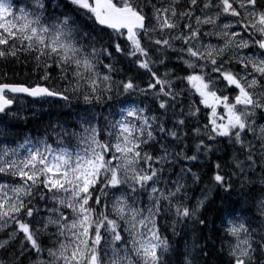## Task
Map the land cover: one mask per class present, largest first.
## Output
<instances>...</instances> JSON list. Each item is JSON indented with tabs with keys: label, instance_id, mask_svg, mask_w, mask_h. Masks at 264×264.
I'll list each match as a JSON object with an SVG mask.
<instances>
[{
	"label": "snow or ice",
	"instance_id": "1",
	"mask_svg": "<svg viewBox=\"0 0 264 264\" xmlns=\"http://www.w3.org/2000/svg\"><path fill=\"white\" fill-rule=\"evenodd\" d=\"M26 97L68 111L0 119V264H264V0H0Z\"/></svg>",
	"mask_w": 264,
	"mask_h": 264
},
{
	"label": "trees",
	"instance_id": "2",
	"mask_svg": "<svg viewBox=\"0 0 264 264\" xmlns=\"http://www.w3.org/2000/svg\"><path fill=\"white\" fill-rule=\"evenodd\" d=\"M30 70V69H29ZM163 71V69H161ZM21 73H23V70H21ZM53 75H56V72L53 71ZM132 98H130L131 100ZM67 109H61L57 106L55 101L53 99H48L46 101H34L27 99L26 103L24 105V110L20 112V119L19 120H10L6 116L0 115V119H3L7 121L11 125V131H19L22 134L25 133H31L33 137H35L38 133L43 134L44 132V124L49 121L50 119H55L57 115H59L61 112H67ZM97 111H100V109H97ZM105 113L107 112V109L104 110ZM64 118V117H62ZM3 125H0V128H2ZM0 142H3V138H0ZM191 154V152H189ZM227 157H224L226 159ZM217 156L213 155L210 159V161H205L204 163H198L195 167H193V170L196 171L197 169H200L206 173L204 176V181H207L208 176L211 175L212 171V165L216 162ZM204 181H202L201 186H203ZM199 188H197L195 191L198 193ZM220 199V194L216 195V202L218 203ZM212 214V208L209 207V209L205 212V215ZM216 244L218 246L219 241H216Z\"/></svg>",
	"mask_w": 264,
	"mask_h": 264
},
{
	"label": "bare ground",
	"instance_id": "3",
	"mask_svg": "<svg viewBox=\"0 0 264 264\" xmlns=\"http://www.w3.org/2000/svg\"><path fill=\"white\" fill-rule=\"evenodd\" d=\"M26 100H27V98H25V103H26ZM18 107H19V104L16 105V110H17Z\"/></svg>",
	"mask_w": 264,
	"mask_h": 264
}]
</instances>
